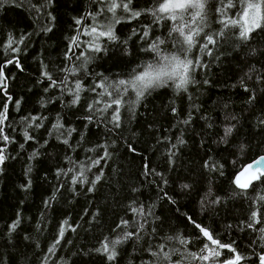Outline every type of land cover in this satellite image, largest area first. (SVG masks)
Wrapping results in <instances>:
<instances>
[{"label": "trees", "instance_id": "16d2710c", "mask_svg": "<svg viewBox=\"0 0 264 264\" xmlns=\"http://www.w3.org/2000/svg\"><path fill=\"white\" fill-rule=\"evenodd\" d=\"M158 2L132 0V9L141 12L138 18L123 9H117L115 17L107 11L96 16L98 24L112 23L117 37H101L100 52L85 47L88 36L80 37L79 48L71 45L81 27L75 19L85 17V25L93 24L87 14L105 7L99 0L0 2V66L18 58L23 68L5 66L6 89L0 90V111L7 104L4 133L9 136L8 142L0 140L8 157L0 164V264H153L150 252L161 243L177 249L172 260L178 264H203L188 256L199 254L206 243L188 217L212 229L222 242L232 243L245 257L242 263L259 264L264 254V184L242 191L234 180L248 162L264 154V31L241 40L238 27L225 28L220 22V0H207L203 31L187 53L203 67L194 70L195 83L186 91L169 82L134 104L135 94L129 91L118 129L109 122L111 109L103 117L88 111L95 99L91 91L81 92L80 102L71 104L68 89L77 80L88 89L101 78L98 73L109 81L127 79L133 70L155 64L156 54L148 49L157 39L164 41V54L178 53L182 38L170 30L191 23L190 16L156 23L150 10ZM116 17L119 23H114ZM44 27L52 31H42ZM206 35L216 42L201 50ZM21 37L23 43L12 45L20 51L12 52L9 40ZM70 46L76 56L83 51L92 57L76 75L62 71L83 63L71 53L72 59L66 58ZM44 72L58 82L65 76L67 80L50 87ZM57 124L63 127H54ZM230 126L232 133L225 136ZM26 132L33 138L26 139ZM105 150L106 159L85 169L87 182L72 183L76 168ZM217 198L219 203H213ZM136 208H143L145 215L135 213ZM253 211L258 212L255 223L250 219ZM125 220L128 226L121 224ZM140 224L137 236L117 245L114 261L97 251L105 238L136 232ZM57 239L59 244L49 252ZM230 255L224 250L220 259Z\"/></svg>", "mask_w": 264, "mask_h": 264}, {"label": "snow or ice", "instance_id": "6c2138e0", "mask_svg": "<svg viewBox=\"0 0 264 264\" xmlns=\"http://www.w3.org/2000/svg\"><path fill=\"white\" fill-rule=\"evenodd\" d=\"M2 2V0H0ZM48 3H52V0H47ZM101 4H104L105 7L100 9L96 13H88V17H92L94 23L91 25H85V17L76 18L75 24L78 27L77 35H74L71 38V45L75 48L81 46L80 37L88 36L89 39L85 43V47L90 52H100L102 48L99 44V39L101 37H106L109 40L117 39L115 31L113 29L112 23L101 25L95 22V17L101 15L104 11L113 14L115 17L117 9H123L125 12H131L132 18H138L141 15L140 11H134L131 7L132 0H99ZM221 7H217V13L222 17L220 22L224 25L225 28L229 27H238L239 28V38L243 41H248L251 39L254 32L264 31V0H220ZM231 11L232 15L229 16L228 12ZM152 16L155 18V22L158 23L160 20L168 19L170 21H177L178 18L183 20L184 14L187 13L190 16L191 23L185 22L183 25H175L171 28V32L177 33L182 41H178L181 44V48L178 50V53H173L171 55L164 54L160 49V45L164 43L163 40L157 39L152 44H150V51L156 54L155 64L149 63L143 67L140 71L133 70V73L129 75L127 79H119L114 81H109L108 77L103 76V74L98 73L97 76L101 77L100 79L93 82L91 88L85 89L80 80H77L74 84V88L68 89L72 94L73 99L71 104L76 105L80 102L81 92L88 90L95 94V99L92 103L88 105V111L90 113H98L103 117L111 109V119L110 123L114 128L120 127V111L121 108L129 104V101L125 100V96L129 91L135 94V101L131 103H136L145 97L146 93H149L150 90L157 87L166 86L169 82L174 83L177 89L187 90V86L190 83H195L192 79V74L197 67H203L200 64L199 60L193 61L188 58L187 53L197 43L196 37L200 35L203 31V25L206 23L207 16V0H159L158 7L150 10ZM48 15L51 17V20L54 21L55 17L51 16L49 12ZM237 17V18H233ZM119 17L114 19V23L120 22ZM45 32H51L52 27H44L41 29ZM148 32L144 31L143 35L148 36ZM223 34V33H221ZM207 43L201 46V50L207 49L208 44H215V40L212 35H206ZM14 43H23V37L19 41L10 39L8 42V47L11 48L12 52H19V48L12 47ZM186 46V47H185ZM74 47H69L68 52L65 53L67 59H72V56H75L77 60H82L83 63L78 66H73L72 68L62 69V71H67L72 75H76L81 69H83L84 64L91 61L92 57L87 54V52H81L79 56H76ZM68 53H71L72 56H69ZM182 53V54H180ZM210 54V52H209ZM15 63L17 67L22 71L23 68L20 65L19 59H8L5 62L4 66H0V90L6 89L7 77L4 75L3 68L8 64ZM50 81V87H59L64 85L67 80L65 76L59 82L54 80L51 75L47 72L42 73ZM99 89L100 91H97ZM107 97L108 99H105ZM254 98V97H253ZM9 99H11L9 97ZM16 104L19 105V101H16ZM99 105V107H97ZM175 111V110H173ZM7 104L3 105V110L0 111V140L4 142L9 141V136L4 133V122L7 120ZM29 119H41L28 118ZM86 119L91 122L93 116L89 115ZM264 122V121H262ZM29 127L32 125L29 124ZM39 126V125H37ZM56 128H62L63 125L57 124L54 125ZM232 127H227L225 129V136H228L232 133ZM70 131H75L71 129ZM26 139H32L27 132L25 133ZM64 143H68L67 140ZM103 147V145H101ZM131 151L135 152V149L131 148ZM35 155V154H34ZM108 156L107 151L105 150L104 154L97 159L89 158V163L87 165L80 164L76 171L77 176H74L72 183H77V181L84 183L87 182L85 176V169L88 171L92 167L98 165L101 160L106 159ZM8 157L4 154L3 149H0V164H3ZM146 174L148 171V165L145 164ZM73 169H69L72 171ZM63 172V170H61ZM101 175H97L95 181H92L93 185L101 179ZM246 177L244 181H241V177ZM30 183V182H29ZM234 183L242 191H247L249 188L253 187L255 184L260 183L264 184V155L257 157L248 165L245 166L243 171H241L235 178ZM185 188L188 185H184ZM92 189L90 188L89 191ZM264 200V197H261ZM213 203H219V199L212 201ZM133 211L139 215H145L143 208H136ZM151 214V210L148 211L147 215ZM258 212L253 211L250 219L253 223L258 222ZM189 222L198 230L199 234L206 240V243L203 244V247L200 249L199 254L189 253L188 256L193 260H200L203 264H242V261L245 259L232 243L222 242L210 229L209 227L203 225L202 223H197L196 220L192 217H188ZM147 220H145V223ZM253 223H248L247 227L252 228ZM19 220L14 222L11 225V230H15L18 226ZM122 225L128 226V221H122ZM121 227V225H117ZM143 224L138 225V231L136 232H123L121 236L108 240L105 238V241L102 242L101 248H98V252H103L109 261H114L118 255L117 245L122 244L123 242L132 239L134 236L139 234V229H142ZM74 230V229H73ZM155 232V228L152 229ZM260 231L264 233V228H261ZM64 229L61 228L60 237H63ZM168 240L177 239L181 245H185L188 241L180 237H168ZM59 239L55 242L52 248H49V252H52L56 244H59ZM234 243V242H233ZM227 250L230 255L228 258L221 260L220 257L222 252ZM177 252V249L172 248L168 249L166 243H161L157 246L156 250L151 251L150 255L155 258L153 264H178V262L173 261L172 257ZM259 264H264V254L259 255L258 257Z\"/></svg>", "mask_w": 264, "mask_h": 264}, {"label": "water", "instance_id": "95a60500", "mask_svg": "<svg viewBox=\"0 0 264 264\" xmlns=\"http://www.w3.org/2000/svg\"><path fill=\"white\" fill-rule=\"evenodd\" d=\"M262 155H264V154L258 155L257 157L262 156ZM257 157H255L254 159H256ZM254 159H252L250 162H252ZM250 162H248L246 165H248ZM246 165H245V166H246ZM245 166L240 170V172L243 171V169L245 168ZM240 172H239V173H240ZM239 173H238V174H239ZM238 174H237V175H238ZM237 175H236V176H237ZM235 178H236V177H235ZM245 178H246V177L242 176V177H241V181L243 182ZM242 264H245V263H242Z\"/></svg>", "mask_w": 264, "mask_h": 264}]
</instances>
